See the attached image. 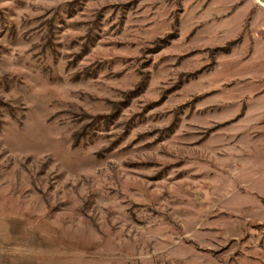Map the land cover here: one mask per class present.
<instances>
[{
  "label": "rangeland",
  "instance_id": "374dc122",
  "mask_svg": "<svg viewBox=\"0 0 264 264\" xmlns=\"http://www.w3.org/2000/svg\"><path fill=\"white\" fill-rule=\"evenodd\" d=\"M234 1L0 0V264H264V10Z\"/></svg>",
  "mask_w": 264,
  "mask_h": 264
},
{
  "label": "crops",
  "instance_id": "0c3cea01",
  "mask_svg": "<svg viewBox=\"0 0 264 264\" xmlns=\"http://www.w3.org/2000/svg\"><path fill=\"white\" fill-rule=\"evenodd\" d=\"M223 2V1H222ZM246 2L247 1H245V0H235L234 1V3L239 7V8H242V9H244L246 6H247V8H253L254 7V5H256L257 6V4L258 5H260V6H258V9L259 8H261V9H263L264 10V2H262L261 0H256V2H254V1H249L250 3H249V6L248 5H246ZM230 6V5H229Z\"/></svg>",
  "mask_w": 264,
  "mask_h": 264
}]
</instances>
